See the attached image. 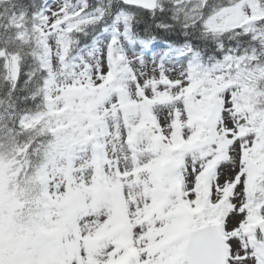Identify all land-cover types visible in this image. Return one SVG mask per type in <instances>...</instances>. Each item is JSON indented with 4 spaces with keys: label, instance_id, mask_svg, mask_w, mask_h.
Listing matches in <instances>:
<instances>
[{
    "label": "snow or ice",
    "instance_id": "snow-or-ice-1",
    "mask_svg": "<svg viewBox=\"0 0 264 264\" xmlns=\"http://www.w3.org/2000/svg\"><path fill=\"white\" fill-rule=\"evenodd\" d=\"M0 264H264V0H0Z\"/></svg>",
    "mask_w": 264,
    "mask_h": 264
}]
</instances>
